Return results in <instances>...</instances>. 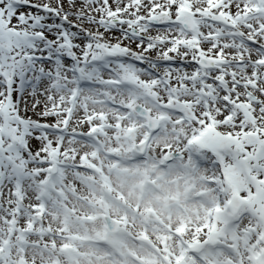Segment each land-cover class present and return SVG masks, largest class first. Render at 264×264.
<instances>
[{"label":"snow or ice","instance_id":"6c2138e0","mask_svg":"<svg viewBox=\"0 0 264 264\" xmlns=\"http://www.w3.org/2000/svg\"><path fill=\"white\" fill-rule=\"evenodd\" d=\"M0 264H264V0H0Z\"/></svg>","mask_w":264,"mask_h":264}]
</instances>
